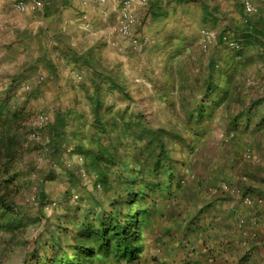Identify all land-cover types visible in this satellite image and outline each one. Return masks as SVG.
Masks as SVG:
<instances>
[{"label":"rangeland","instance_id":"1","mask_svg":"<svg viewBox=\"0 0 264 264\" xmlns=\"http://www.w3.org/2000/svg\"><path fill=\"white\" fill-rule=\"evenodd\" d=\"M246 1L258 7L252 16L246 14ZM231 3L233 5L224 1L218 4L219 15L215 21L204 16L196 5L184 18L186 28L174 29L165 37H157L152 27L144 29L142 22L136 29L137 44L116 31L117 11L116 19L108 18V23L93 31L95 41L79 38L72 45L77 50H73V56H91L98 68L111 69L124 81L128 97L118 92L110 93L105 87L108 104L114 102L116 109L141 116L142 121H149L151 126L176 128L183 134L184 140L175 146L174 152L176 173L183 179L180 182L175 179L162 194L151 226L152 234L149 232L148 236V250L153 243L155 253H161L162 236H158L166 231L167 225L192 216L195 187L207 192L219 188L233 191L243 194L244 200L249 197L243 192L245 186L241 182L250 179L241 169L243 159L252 157V149L240 143L237 132H248L240 121H248L249 116L250 121H260L264 114V104L252 105L264 97V39L252 43L248 63L238 62L231 101L212 108L203 94L209 59L218 51L227 53L225 47L218 44L220 36L226 32L233 38L236 28L264 14V0ZM203 29L210 30L216 37L207 46L203 41ZM4 51L5 45L0 43V101L9 97L22 108L21 114L30 132L15 163L14 180L7 184L12 190L15 215L18 219L24 218V224L12 232L0 228V264H23L32 252L42 251L43 245L56 232L54 210L51 206L42 210L37 202L42 178L49 200L61 202L66 191L72 189L66 169L74 161L65 158L54 162L46 148L48 127L60 111L77 108L90 114L86 103H90L92 70L87 65L76 64L74 59L57 61L51 70L47 63L14 62L16 57H6L2 54ZM226 81L224 77L223 84ZM197 104L209 112L200 123L196 118H189L190 109ZM77 118L71 115L69 121H79ZM41 121L47 122L41 124ZM236 121L240 125H236ZM86 183L91 185L89 180ZM4 190L2 187L0 191ZM72 191L76 192L75 188ZM101 264L126 263L107 261ZM137 264L147 262L143 259Z\"/></svg>","mask_w":264,"mask_h":264},{"label":"trees","instance_id":"2","mask_svg":"<svg viewBox=\"0 0 264 264\" xmlns=\"http://www.w3.org/2000/svg\"><path fill=\"white\" fill-rule=\"evenodd\" d=\"M259 16L235 29L232 39L239 47L225 43L224 37L230 34L220 36L218 44L227 53L218 51L211 56L203 80V94L210 107L231 101L238 62L248 63L252 43L264 39V14ZM74 60L92 70L90 103H86L90 114L77 108L58 112L48 127L46 148L54 162L73 159L66 171L76 192L69 189L61 202L49 200L42 178L37 202L42 210L48 206L54 210L56 232L42 251L32 252L23 264H137L148 250L162 194L175 179H183L176 173L174 152L184 137L176 128L151 126L141 116L116 109L114 102L108 104L105 87L110 93L129 95L120 75L98 68L91 56L76 55ZM221 66L224 68L219 69ZM50 67L54 69V65ZM224 77L227 81L223 84ZM261 104L264 97L252 103ZM21 112L9 97L0 101V190L5 188L0 191V228L9 232L24 224V218L15 215L12 190L7 187L14 180L15 163L30 132ZM206 112L197 104L190 109L189 118L200 123L208 116ZM71 115L79 121H69ZM260 121H264V114Z\"/></svg>","mask_w":264,"mask_h":264},{"label":"crops","instance_id":"3","mask_svg":"<svg viewBox=\"0 0 264 264\" xmlns=\"http://www.w3.org/2000/svg\"><path fill=\"white\" fill-rule=\"evenodd\" d=\"M43 1L38 10L20 12L14 0H0V43L5 45L2 54L15 56L14 62L47 63L52 69L50 65L57 61L73 60L74 40L95 41L93 31L108 23V18L116 19L119 7L116 3L102 5L98 0ZM221 1L239 3L149 0L146 7H137L138 27L143 22L144 29L152 27L157 37H165L174 29L186 28L184 18L196 5L215 21ZM240 122L248 129L242 133L237 128L240 143L252 149L251 158H242L241 169L250 180L241 184L254 204H247L243 194L233 191L219 188L207 192L195 187L192 216L167 225L158 236H162L161 253L152 250V243L144 257L147 264H264V121Z\"/></svg>","mask_w":264,"mask_h":264},{"label":"built area","instance_id":"4","mask_svg":"<svg viewBox=\"0 0 264 264\" xmlns=\"http://www.w3.org/2000/svg\"><path fill=\"white\" fill-rule=\"evenodd\" d=\"M102 5H108L109 3H116L119 5L116 31L122 37L128 38L134 44H137L138 38L136 35V29L139 23V17L137 14V7L146 5L149 0H98ZM44 5L43 0H14V7L20 12H32L38 10ZM245 10L248 14H255L258 11L257 5L251 1L245 2ZM203 41L205 45L212 43L215 40V34L210 30L203 29ZM225 43L232 48L239 47L238 42L229 36L224 37ZM44 119V118H43ZM47 121H41V124ZM227 188V186L225 187ZM249 205L254 204L251 197L245 199Z\"/></svg>","mask_w":264,"mask_h":264}]
</instances>
